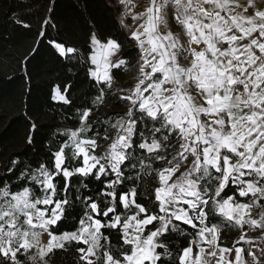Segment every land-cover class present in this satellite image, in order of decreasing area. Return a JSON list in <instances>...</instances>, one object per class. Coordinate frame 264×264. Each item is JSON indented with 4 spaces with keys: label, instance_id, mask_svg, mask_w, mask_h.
Here are the masks:
<instances>
[{
    "label": "snow or ice",
    "instance_id": "6c2138e0",
    "mask_svg": "<svg viewBox=\"0 0 264 264\" xmlns=\"http://www.w3.org/2000/svg\"><path fill=\"white\" fill-rule=\"evenodd\" d=\"M130 18L140 21L128 30L139 59L134 83L119 90L127 110L105 122L103 136L99 129L89 136L93 110L78 109L79 127L65 130L51 167L25 166L17 176L24 184L0 188V264H24L20 256L50 264L57 251L70 250L77 264H162L173 255L163 240L183 234L184 226L192 238L185 237L176 264H247L244 248L221 246L219 239L221 226L264 231V3L150 0ZM121 25L127 27L123 19ZM89 43L95 67L88 75L103 85L94 103L103 104L112 70L127 71L128 62L114 59L122 49L115 39L93 32ZM55 48L65 57L78 51L59 42ZM54 99L71 103L59 86ZM72 161L79 164L67 166ZM19 164L10 161L8 170L15 173ZM144 176L157 185L147 203L138 202V186L127 187ZM73 177L107 181L106 190L83 195ZM73 191L85 211L75 230L57 234L71 215ZM253 209L261 211L254 216ZM112 233L121 242L118 255ZM239 240L253 243L244 234ZM260 253L248 250L252 264H264V247Z\"/></svg>",
    "mask_w": 264,
    "mask_h": 264
},
{
    "label": "trees",
    "instance_id": "16d2710c",
    "mask_svg": "<svg viewBox=\"0 0 264 264\" xmlns=\"http://www.w3.org/2000/svg\"><path fill=\"white\" fill-rule=\"evenodd\" d=\"M124 11L125 4L120 0H0V188L7 183L15 191L17 183L24 184V181H17V176L25 166L34 170L46 162L51 167L52 153L67 140L65 130L79 127L78 109L93 110L89 118L93 131L88 133L89 136L95 135L97 129L103 136L104 128L108 127L105 122L114 123L127 110V105L118 98L122 94L119 90L134 83L139 52L128 38L133 20ZM121 19L127 27L121 25ZM46 20L48 24L44 23ZM93 32L102 41L109 37L119 41L122 49L119 57L114 59L123 57L128 62L127 71L123 68L112 70L113 87L106 89L103 104L94 103L98 89L103 85H97L88 75L89 67H94L88 60L89 39ZM57 42L78 51L67 57L61 56L55 48ZM57 86L66 94L70 104L54 99ZM33 124L36 125L35 131L31 130ZM30 136L32 143H28ZM101 143L107 146L105 142ZM100 151L97 149L98 154ZM12 160L20 162L15 173L8 170ZM78 164L79 161H72L67 166ZM154 167H160L159 162ZM132 175L135 176V172ZM57 181L63 184L59 177ZM72 181L73 188H78L83 195L106 190L107 181L101 184L94 179L77 177ZM132 186H138V202L147 203L157 185L154 177L144 176L135 185L129 181L127 187ZM75 195L73 191L70 197L74 201L69 209L71 215L57 234L75 230L85 211ZM239 199L243 201L245 198ZM212 222L222 224L216 218ZM184 227L183 234L172 233L163 240L173 255L170 259L162 257V264H176L179 250L187 246L185 237L192 238L188 226ZM221 228V245L242 244L236 242L241 229L234 226ZM111 246L113 253L118 255L121 242L115 233L111 234ZM123 250L127 251V248ZM19 258L27 261L24 256ZM50 264H77V254L72 250L57 251Z\"/></svg>",
    "mask_w": 264,
    "mask_h": 264
},
{
    "label": "crops",
    "instance_id": "0c3cea01",
    "mask_svg": "<svg viewBox=\"0 0 264 264\" xmlns=\"http://www.w3.org/2000/svg\"><path fill=\"white\" fill-rule=\"evenodd\" d=\"M256 3H257L258 5H260V4L264 3V0H256ZM124 4H125V11H124V12L127 11V13L129 14V15H127V16L130 17L132 14L142 13V12H143V11L149 6V4H150V0H124ZM139 23H140V21H136L135 23L132 22V25H131L132 29H134L135 26H136L137 24H139ZM169 27H170L171 30H172L174 33H176L177 35L180 34L181 29H180L179 26H176V25H174L173 23L170 22V23H169ZM96 35H97V34H96ZM112 39H113V38H112ZM94 67H95V66H94ZM253 211H254V209H253ZM222 230H223V228L220 229V236H221V234H222ZM242 234H244V233L241 232L240 235H238V237H237V241H236V242H241V241L239 240V238H240V236H241ZM246 239H248V238H246ZM250 240L253 241L252 244H248V243H244V242H242V244H237V245L233 246V248H234V247H242V248H244L245 251H244V253H243L242 255H243L244 259L247 261V264H252V259H251V257H249V256L247 255V252H248L249 249L255 251L257 256H260L259 252L257 251L258 244H260V243H259L258 241L256 242L253 238L250 239ZM221 246L229 247V246H226V245H223V244H222ZM233 256H234V252H233Z\"/></svg>",
    "mask_w": 264,
    "mask_h": 264
},
{
    "label": "rangeland",
    "instance_id": "374dc122",
    "mask_svg": "<svg viewBox=\"0 0 264 264\" xmlns=\"http://www.w3.org/2000/svg\"><path fill=\"white\" fill-rule=\"evenodd\" d=\"M54 96H55V92H54ZM97 154H98V152H97ZM259 211H261V210L260 209H254L253 215L256 216ZM242 232L244 233V235H246V238H248V239L253 238L256 242L258 241L260 243V244H258L257 251L261 255L260 247H264V231H261L259 229H252L246 225L245 228L242 230ZM43 239L45 241H47V235L46 234L44 235ZM28 263H30V262L29 261L24 262V264H28Z\"/></svg>",
    "mask_w": 264,
    "mask_h": 264
}]
</instances>
